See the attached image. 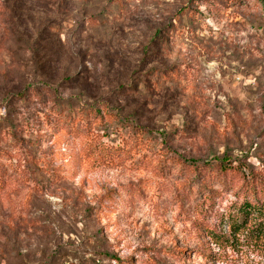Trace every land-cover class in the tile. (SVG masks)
I'll return each instance as SVG.
<instances>
[{"label": "rangeland", "instance_id": "374dc122", "mask_svg": "<svg viewBox=\"0 0 264 264\" xmlns=\"http://www.w3.org/2000/svg\"><path fill=\"white\" fill-rule=\"evenodd\" d=\"M249 172L264 0H0V264H264Z\"/></svg>", "mask_w": 264, "mask_h": 264}, {"label": "trees", "instance_id": "16d2710c", "mask_svg": "<svg viewBox=\"0 0 264 264\" xmlns=\"http://www.w3.org/2000/svg\"><path fill=\"white\" fill-rule=\"evenodd\" d=\"M85 117H91L90 119L93 121V123H96L95 121L99 120L102 121L104 117L108 115L106 112V109L100 107V106H91L87 108L85 112ZM57 113H54L53 115H56ZM58 120H62L63 123H68L69 128L70 126L75 124V130L77 132H70V134L79 135L82 133L84 138V144L82 145V150H86L89 153H98L100 155L107 154L109 151V146L102 144L98 134H94L90 132V125L88 124V121L85 122V124L79 125V121H75L76 118L74 116H66L62 118L60 113L57 114ZM109 116V115H108ZM92 123V122H91ZM90 123V124H91ZM101 122H99L100 124ZM91 135V136H90ZM101 157V156H100ZM109 157V155H108ZM105 160V158L102 159V161ZM185 164H187L189 167L193 168L194 170H198L200 166H198V161L194 159H186L184 160ZM211 163L203 164V166H210ZM215 166L220 172H226L229 170H235L242 171V167L239 163L234 164L231 160L227 158H221L215 162ZM244 175L243 173L241 174ZM245 175H249L251 178H248V180H251L248 182V195L244 199H242L238 206L236 207V217L234 218V225H236L237 228L244 225L249 219H258V223L264 225V191L260 193H257L255 190H264V175L261 173L256 172H249ZM246 191V190H244ZM263 197V200H260V195ZM242 216V219L240 221V224L237 223V215ZM240 225V226H239Z\"/></svg>", "mask_w": 264, "mask_h": 264}]
</instances>
